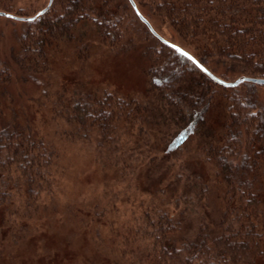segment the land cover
Returning a JSON list of instances; mask_svg holds the SVG:
<instances>
[{
	"label": "trees",
	"instance_id": "1",
	"mask_svg": "<svg viewBox=\"0 0 264 264\" xmlns=\"http://www.w3.org/2000/svg\"><path fill=\"white\" fill-rule=\"evenodd\" d=\"M15 1L25 0H0V11L28 17L42 9L27 12ZM133 1L160 37L218 78H264V0ZM32 24L18 42V52H10L22 70L33 69L32 76L40 78L36 62L46 63V55L60 43L71 45L80 58L90 57L96 43L107 48L118 44L126 53L135 51L150 91L166 102L160 116L165 129L172 126L176 133L158 141L163 162L134 167L116 154L120 130L129 120L130 128L139 123L152 129L158 123L156 108L89 90L72 91L65 104V136L94 143L87 152L89 162L115 170L118 178L129 177L118 179L120 186L131 175L147 180L148 203L137 218L141 224L129 231L136 242L127 254L133 264H264V98L259 97L264 86L243 82L227 88L213 82L152 35L127 0H53ZM12 72L6 61L0 62V94L9 93ZM22 122L0 120V175L18 172L25 187L18 198H27L17 211L5 200L13 198L5 192L8 186L0 190V262L40 226L62 219L76 226L108 223L107 214L113 212L101 211L103 199L94 193H87L85 201L92 202L82 208L68 202L57 209L50 181L38 168L44 149ZM182 151L191 153L185 162H175ZM44 184L47 191L37 196Z\"/></svg>",
	"mask_w": 264,
	"mask_h": 264
},
{
	"label": "rangeland",
	"instance_id": "2",
	"mask_svg": "<svg viewBox=\"0 0 264 264\" xmlns=\"http://www.w3.org/2000/svg\"><path fill=\"white\" fill-rule=\"evenodd\" d=\"M47 2L15 1L18 6L27 8V12L44 8ZM32 25V21L0 16V62L6 61L13 71L9 93L0 94V120L14 124L17 118H21L22 123L28 126L30 136L43 147L44 150L38 146L45 155L39 160L38 168L50 181L49 193L57 199V209H63L68 202L82 208V204L92 202L85 201L89 197L87 193H94L103 199L99 202L103 206L101 211L112 209L113 212L107 214V218H110L108 223L76 226L62 219V223L40 226L12 247L0 264H114L115 260L119 264H133V258L127 254L136 242L129 231L136 224H141L137 218L148 203V194L144 192L147 180L139 182L131 175L130 182L120 186L118 179L129 177L118 178L115 170L113 173L110 169H100L89 162L87 152L94 143L82 138L68 140L69 133L65 136L69 127L65 104L72 98V91L89 90L107 91L142 106L156 108L155 120L158 123L152 129L138 127L139 123L130 128L129 120L127 128L120 130L116 154L134 167L145 162H163L165 153L159 152L158 141L170 140L176 133L172 126L169 131L165 129L164 119L160 116L166 112V102L150 91L143 73V62L135 51L126 53L118 44L107 48V45L96 43L90 57L80 58L71 45L60 43L56 50L52 49L46 55V63L36 62L38 69L42 70L40 78L32 76L33 69L22 70L10 53L18 52L21 47L18 42L27 35ZM106 40L114 41L112 36H106ZM42 45V41L37 44L39 51ZM18 91L24 98L18 95ZM20 97L25 99V103L20 101ZM259 97L264 98V88L259 89ZM190 153L182 151L180 158L174 161L185 162ZM166 156L173 160L172 153ZM193 156L196 157L194 153ZM21 178L18 172H12L8 177L0 175V190L3 185L8 186L5 192L13 198L10 200L5 196V200L17 211L27 200L25 197L18 198L25 190L19 181ZM46 185H43L41 195L39 193L37 196H43L47 191ZM116 247L118 250L115 253Z\"/></svg>",
	"mask_w": 264,
	"mask_h": 264
},
{
	"label": "water",
	"instance_id": "3",
	"mask_svg": "<svg viewBox=\"0 0 264 264\" xmlns=\"http://www.w3.org/2000/svg\"><path fill=\"white\" fill-rule=\"evenodd\" d=\"M53 0H48L46 6L44 8H42L41 10H39L36 14H34L33 16L30 17H22V16H17L14 14H10L4 11H0V16L6 17V18H11L14 20H19V21H33L36 18L40 17L41 15H43L51 6ZM131 6V8L133 9L134 13L136 14L137 18L146 26V28L149 30V32L154 35L160 42H162L163 44L169 46L170 48L176 50L180 55L184 56L185 58H187L190 62H192L203 74H205L210 80H212L213 82L217 83L218 85L222 86V87H227V88H232V87H236L239 84L243 83V82H250V83H254L257 85H261L264 86V78H253V77H242V78H237L233 81H225L222 80L220 78H218L217 76H215L214 74H212L205 66H203L200 62H198L191 54H189L188 52L184 51L183 49H181L180 47L164 40L162 37H160L151 27L150 23L147 21L146 18H144L140 12L138 11V9L136 8V5L134 3L133 0H127Z\"/></svg>",
	"mask_w": 264,
	"mask_h": 264
}]
</instances>
